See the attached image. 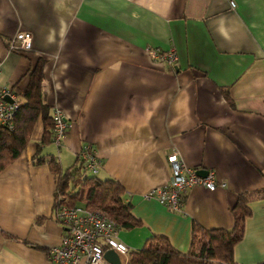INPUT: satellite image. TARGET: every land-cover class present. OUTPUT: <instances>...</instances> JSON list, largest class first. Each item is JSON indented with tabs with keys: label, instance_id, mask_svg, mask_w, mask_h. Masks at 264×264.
Returning a JSON list of instances; mask_svg holds the SVG:
<instances>
[{
	"label": "crops",
	"instance_id": "obj_1",
	"mask_svg": "<svg viewBox=\"0 0 264 264\" xmlns=\"http://www.w3.org/2000/svg\"><path fill=\"white\" fill-rule=\"evenodd\" d=\"M18 32L30 34L29 48L11 51ZM155 49L173 51L172 65L154 62ZM38 60L42 103L68 127L58 145L41 142L36 118L0 171V264H50L46 251L63 233L55 175L35 156L53 155L63 170L82 145L95 151V176L117 181L140 221L117 230L128 251L162 235L186 252L192 223L230 228L236 196L264 189V0H0V89L17 105ZM172 153L224 186L185 189L179 212L144 197L167 184ZM247 205L235 264L264 262V196Z\"/></svg>",
	"mask_w": 264,
	"mask_h": 264
},
{
	"label": "trees",
	"instance_id": "obj_2",
	"mask_svg": "<svg viewBox=\"0 0 264 264\" xmlns=\"http://www.w3.org/2000/svg\"><path fill=\"white\" fill-rule=\"evenodd\" d=\"M42 63L38 60L28 73L23 91L24 101L17 105L14 112L13 127L8 129L0 125V171L21 153L36 118L40 117L42 121L41 142L51 140V115L41 99ZM222 95L230 104L231 100L225 89H222ZM33 161L45 162L54 173V202L60 197V203L72 206L79 204L83 198L86 207L102 212L115 223L117 230H130L140 225V221L132 216L130 205L123 201L124 190L117 181L88 175L81 170L80 163L62 170L56 157L49 154L35 156ZM259 196H264V189L236 196L230 207V228L204 229L192 223L189 248L186 252L176 250L166 237L153 235L140 248L127 250V264H235L232 249L242 238L244 220L250 215L247 204Z\"/></svg>",
	"mask_w": 264,
	"mask_h": 264
},
{
	"label": "built area",
	"instance_id": "obj_3",
	"mask_svg": "<svg viewBox=\"0 0 264 264\" xmlns=\"http://www.w3.org/2000/svg\"><path fill=\"white\" fill-rule=\"evenodd\" d=\"M230 5L232 3L230 2ZM30 34L27 32L16 33L8 43L11 51H22L29 48ZM150 58L157 63L171 66L175 60L173 51L161 53L158 50L148 51ZM11 94L6 89H0V125L12 128L13 116L17 108ZM52 137L51 140L58 145L63 138L68 124L61 110L53 107L51 111ZM81 170L90 175H95L99 166V159L94 150L88 145H82L78 152ZM171 174L165 186L157 187L145 194L146 198H154L160 205L179 212L183 205V192L191 186H203L213 189L222 187L223 183L216 184L210 174L200 177L191 168H187L177 159L176 154L167 156ZM57 198L54 206V219L60 225L63 233L57 244L46 251L50 264H109L103 258L105 250H112L118 257L127 255L126 246L117 238L115 223L102 212L89 209L84 205L82 198L79 204L66 206ZM123 264H126V259Z\"/></svg>",
	"mask_w": 264,
	"mask_h": 264
},
{
	"label": "water",
	"instance_id": "obj_4",
	"mask_svg": "<svg viewBox=\"0 0 264 264\" xmlns=\"http://www.w3.org/2000/svg\"><path fill=\"white\" fill-rule=\"evenodd\" d=\"M4 97H5L6 100H9L7 95H5ZM195 173L198 176H203L204 175V174H201V171L195 172ZM103 258L109 264H120L118 256L112 250H105L104 253H103Z\"/></svg>",
	"mask_w": 264,
	"mask_h": 264
},
{
	"label": "rangeland",
	"instance_id": "obj_5",
	"mask_svg": "<svg viewBox=\"0 0 264 264\" xmlns=\"http://www.w3.org/2000/svg\"><path fill=\"white\" fill-rule=\"evenodd\" d=\"M86 174H88V173H86ZM88 175H90V174H88Z\"/></svg>",
	"mask_w": 264,
	"mask_h": 264
}]
</instances>
